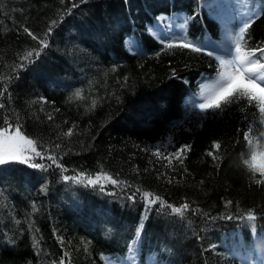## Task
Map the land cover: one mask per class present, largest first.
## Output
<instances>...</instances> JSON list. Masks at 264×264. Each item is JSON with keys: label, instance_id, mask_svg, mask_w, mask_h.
I'll use <instances>...</instances> for the list:
<instances>
[{"label": "trees", "instance_id": "obj_1", "mask_svg": "<svg viewBox=\"0 0 264 264\" xmlns=\"http://www.w3.org/2000/svg\"><path fill=\"white\" fill-rule=\"evenodd\" d=\"M238 1L251 11L264 7V0ZM211 2L0 0V76L12 77L0 81V90L7 83L0 121L18 122L67 169L38 157L46 170L0 166V264H150V256L153 264H251L250 253L264 260V185L242 164L249 125L253 143H264L256 135L264 134V114L244 99L206 115L189 102L218 71L206 44L221 40L225 19ZM180 16V41L205 51L168 49L180 41L153 34ZM52 20L49 46L13 72L18 54L40 47L23 28L43 38ZM245 41L247 49L264 44V12ZM77 90L83 99L74 98ZM69 128L73 135L63 136ZM214 141L221 144L218 161L207 155ZM184 145L191 150L183 164L173 159L169 167L163 156ZM157 148L162 157L153 155ZM101 170L126 184L101 192L62 180ZM143 191L191 209L183 218L159 204L146 211ZM248 211L254 222L240 218Z\"/></svg>", "mask_w": 264, "mask_h": 264}, {"label": "snow or ice", "instance_id": "obj_2", "mask_svg": "<svg viewBox=\"0 0 264 264\" xmlns=\"http://www.w3.org/2000/svg\"><path fill=\"white\" fill-rule=\"evenodd\" d=\"M80 2L85 3L87 0H80ZM72 7H78V4L73 3ZM262 12H264V7L261 8V12H257L253 16H250L234 33H229L227 36L232 47L225 55H217L215 57L218 68L216 76L208 78V82L202 84L200 91L196 94L197 98L190 101L191 106L198 109L201 114L206 115L209 112L219 114L229 105L239 103L241 99L246 100L249 104L255 101L259 112L264 114V62H262L264 61V44L258 45L253 49H247L245 41L246 33L251 28L255 18L259 17ZM56 25L57 21L52 20L43 38L37 37L27 27L23 28V31L27 33L32 40L38 41L40 47L38 49L25 50L22 54H18L20 62L14 65L13 72H16L17 69L25 68L26 64L35 62V58L40 56L41 51L49 46L47 36L51 34L53 27ZM177 46L198 53L205 51L203 46H197L195 43L184 41H180L178 44L168 43L166 45L168 49ZM214 51L215 50L207 51V55H214ZM11 79V76H0V81L10 82ZM5 92H7V83L3 84V88L0 90V97H3ZM74 98L83 99L82 90H77L74 94ZM96 104L97 100L93 99L91 101L90 110L94 109ZM4 108L5 104L0 103V109ZM48 118L52 119L51 115H49ZM74 127L73 125V128ZM73 128H69L63 133V136L71 137L73 135ZM253 131L252 125H249L244 134L246 146L249 149V155L248 158L242 159V164L246 171L251 174V179L254 183L257 185H264V143H260L259 140L253 143L252 139H250V134ZM256 135L258 137H264V134L258 131ZM60 147V144L55 145L56 149ZM211 148L212 150L208 151L207 155L214 161H218L220 157L216 153L221 150V144L218 141H214ZM190 150V145H184L178 150L163 156V158L168 161L169 167L172 166L173 159L183 164L186 153ZM153 155L162 157L161 149L157 148L153 152ZM37 157L41 160L46 158L50 160L52 164H56L57 167H60L62 171H67L62 165L57 163L55 155L51 153L46 155L45 151L39 150L38 141L25 135L21 131V126L18 122L13 123L8 117H4L3 120L0 121V166L12 162H20L34 169L46 170L44 164L34 162V159ZM50 166L51 165H49V167ZM257 175L260 177L259 179L256 178ZM62 180L65 182L71 181L83 187H98L101 192L105 191V186L107 184L114 186L126 184L124 181L114 179L112 175L103 170L95 174H88L81 171L76 175H63ZM139 191V189H136V191L129 196V199L135 201L136 194ZM142 198L147 206L146 211L159 204L161 209L167 207L169 209V214L183 218L191 209L188 202H184L180 206H174L170 203H166L159 195H154L150 191H143ZM231 203V201L227 202L228 205ZM225 218L231 220L234 217L229 215ZM240 218L247 219L249 222H254L257 219L254 211H248ZM142 227V224L139 225L140 229H142ZM212 247L214 248L215 245H212ZM65 255H67V253ZM59 264H65L64 260L59 261Z\"/></svg>", "mask_w": 264, "mask_h": 264}, {"label": "rangeland", "instance_id": "obj_3", "mask_svg": "<svg viewBox=\"0 0 264 264\" xmlns=\"http://www.w3.org/2000/svg\"><path fill=\"white\" fill-rule=\"evenodd\" d=\"M211 4L216 6L219 13L224 14V16L226 17L224 21L225 28H224V33L221 36L222 37L221 40L220 41L210 40L209 43L206 44V47L211 50H215L217 55H225L228 52V50L232 47V45L227 39L229 33H234L246 19H248L250 16H253L257 12V9L251 11L249 6L243 7L242 5L243 3L239 2L238 0H212ZM225 11L228 12L229 14L228 16H226L227 14L225 13ZM183 21H184V17L181 16L177 20H175L174 23L168 20V23L163 24L164 29L162 30H164V32H161L162 30H157V31H153V34L161 39L165 38V35H167V39L169 40L183 39L182 37L184 36V33L186 31V28L183 26ZM129 43H130L131 51L136 52L135 50L137 49L135 45L132 43V41H130ZM205 83L206 82H204V84ZM199 91L200 90H198L197 92ZM196 98L197 95L191 97L189 101H192ZM252 255L253 254L250 253L245 257L246 259L245 258L244 259L251 264H264V260H262L261 257L259 256L253 257ZM153 260L154 258L152 256L148 258L150 264L154 263ZM107 264H132V263L126 261H122V263H117L114 260L108 259ZM134 264H139V263H134Z\"/></svg>", "mask_w": 264, "mask_h": 264}]
</instances>
